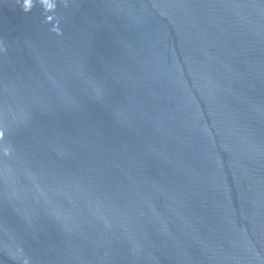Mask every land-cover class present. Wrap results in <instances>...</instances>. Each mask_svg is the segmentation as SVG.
Listing matches in <instances>:
<instances>
[{"label":"water","instance_id":"obj_1","mask_svg":"<svg viewBox=\"0 0 264 264\" xmlns=\"http://www.w3.org/2000/svg\"><path fill=\"white\" fill-rule=\"evenodd\" d=\"M0 264H264V0H0Z\"/></svg>","mask_w":264,"mask_h":264}]
</instances>
